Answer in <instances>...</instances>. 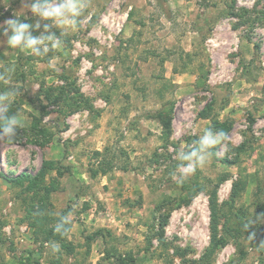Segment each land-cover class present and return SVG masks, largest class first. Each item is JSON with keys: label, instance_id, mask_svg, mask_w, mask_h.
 I'll return each instance as SVG.
<instances>
[{"label": "rangeland", "instance_id": "1", "mask_svg": "<svg viewBox=\"0 0 264 264\" xmlns=\"http://www.w3.org/2000/svg\"><path fill=\"white\" fill-rule=\"evenodd\" d=\"M26 2L0 0V25L40 35ZM86 4L45 57L0 34L22 124L0 141V264H264V0ZM213 118L226 139L178 182Z\"/></svg>", "mask_w": 264, "mask_h": 264}, {"label": "clouds", "instance_id": "2", "mask_svg": "<svg viewBox=\"0 0 264 264\" xmlns=\"http://www.w3.org/2000/svg\"><path fill=\"white\" fill-rule=\"evenodd\" d=\"M86 0H27L26 7L30 12L40 18V20L51 21V25L44 24L40 35H33V31L39 30L41 24L39 20L35 25L22 21L17 18H10L0 25V34L7 37V45L12 49L26 50L36 57H45L53 49L62 44L61 35L57 37L50 32V28L55 26L60 30L76 29L79 27L80 18L86 9ZM5 78L0 73V79ZM19 93V89L9 87L6 91L0 92V141H15L17 132L22 128L19 117L16 114L10 115V109L14 104V97ZM227 134L220 130L206 128L203 134L189 146L187 150L177 152L179 161L174 178L183 183L191 174H194L198 168L206 165L208 160L216 154L217 146L222 143ZM251 219L245 227L257 222ZM70 221L67 216H61L54 227V232L65 235L68 231ZM255 234L252 233L249 238L252 239ZM51 249L54 253L60 251L59 244L51 242Z\"/></svg>", "mask_w": 264, "mask_h": 264}, {"label": "trees", "instance_id": "3", "mask_svg": "<svg viewBox=\"0 0 264 264\" xmlns=\"http://www.w3.org/2000/svg\"><path fill=\"white\" fill-rule=\"evenodd\" d=\"M201 116L204 117V118H207V113L205 111V109L202 110L201 112ZM157 120H159V122L161 123V125L163 127H168L169 126V123L167 120L165 119H162L161 115L160 114H157L156 117H155ZM221 125V123L217 120V119H211V125L209 126V128H218L219 126ZM50 165V163L48 161H44L43 162V166H42V169L45 168V166H48ZM50 236L53 237V238H56L57 237V233L53 232V231H50ZM31 258V252L30 251H25V254L19 259V261L17 262V264H25V261L30 259ZM117 259L119 260V264H122V261H121V258L120 257H117Z\"/></svg>", "mask_w": 264, "mask_h": 264}]
</instances>
